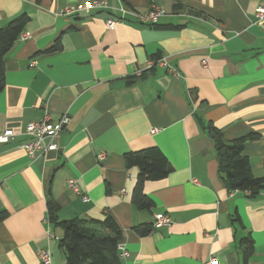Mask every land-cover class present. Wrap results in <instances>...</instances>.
<instances>
[{
	"label": "crops",
	"instance_id": "1",
	"mask_svg": "<svg viewBox=\"0 0 264 264\" xmlns=\"http://www.w3.org/2000/svg\"><path fill=\"white\" fill-rule=\"evenodd\" d=\"M81 1L0 0V27L24 12L31 35L4 57L0 133L16 136L0 146V264H40L42 248L52 264H66L63 229L48 220L51 198L60 220L110 215L130 253L122 264H264V188L255 196L228 190L209 130L225 140L256 134L243 153L253 175L264 176V19L255 16L264 0H108L89 14H59ZM154 4L159 22H142ZM109 18L118 23L108 27ZM155 57L176 72L159 62L149 68ZM65 113L58 149L32 158L22 147L26 126ZM150 147L171 169L144 182L154 204L139 209V169L124 154ZM159 213L171 222L136 232ZM245 238L254 244L248 260Z\"/></svg>",
	"mask_w": 264,
	"mask_h": 264
},
{
	"label": "trees",
	"instance_id": "2",
	"mask_svg": "<svg viewBox=\"0 0 264 264\" xmlns=\"http://www.w3.org/2000/svg\"><path fill=\"white\" fill-rule=\"evenodd\" d=\"M30 17L21 13L6 25L0 27V91L5 86L4 57L13 43L25 31ZM59 48L58 41L49 47L48 51ZM158 58V57H155ZM215 138L218 173L230 191H243L255 196L264 188V176H254L248 157L243 153L247 140L255 139L256 134H247L234 139L225 140L222 133L209 126ZM127 167L139 169L137 185L132 203L139 209L152 208L154 201L143 192L146 180H158L170 172V165L165 154L158 147L126 152L124 154ZM60 204L50 199L48 202V220L63 229V237L59 246L66 252V264H122L118 251L122 233L110 215L104 219L74 217L70 220H60L58 212ZM3 214H0V219ZM153 224H140L135 227L139 235H147L153 229ZM244 258L248 260L253 253V240L245 238L242 241Z\"/></svg>",
	"mask_w": 264,
	"mask_h": 264
},
{
	"label": "built area",
	"instance_id": "3",
	"mask_svg": "<svg viewBox=\"0 0 264 264\" xmlns=\"http://www.w3.org/2000/svg\"><path fill=\"white\" fill-rule=\"evenodd\" d=\"M108 7V0H93V1H81L74 6L67 7L59 11V14L65 17H70L72 15H77L82 12L90 13L96 9H105ZM163 15V12L159 5H152V7L140 15V20L144 23L157 24L159 22L160 16ZM256 20L261 21L264 19V3L260 4L256 8L255 12ZM118 23L117 19L109 18L106 21L108 27H113ZM30 33H22L20 35L21 39L26 40L30 38ZM155 62H159L164 66L168 67L169 71L176 72V69L168 65L166 59L156 58L149 61V68ZM203 64H206V60L202 61ZM138 74H141V71H138ZM70 117L67 113L63 114L58 120H52L50 116L46 115L42 119H39L35 122L29 123L24 133L30 137L27 142L23 143L22 147L25 151L33 158L38 153H45L48 151H56L58 149L57 137L59 133L64 129L65 125L69 122ZM158 129L153 128L151 132H156ZM16 133L12 129H5L0 133V146L9 143L15 139ZM105 153H100L99 159L105 157ZM67 185L73 189L75 192L80 193L78 181L76 179H68ZM85 200L86 196L83 197ZM171 222V217L167 213H159L156 215L154 226L159 227L162 225H168ZM47 237L53 238V234H50L48 231ZM119 255L121 257H127L130 255L129 251L126 250L125 246L122 243L118 244ZM40 264H52V254L49 248H42L38 250ZM212 264H216V258H212Z\"/></svg>",
	"mask_w": 264,
	"mask_h": 264
}]
</instances>
